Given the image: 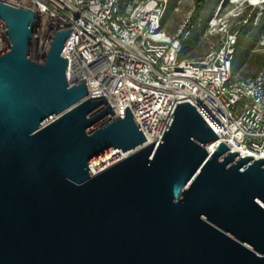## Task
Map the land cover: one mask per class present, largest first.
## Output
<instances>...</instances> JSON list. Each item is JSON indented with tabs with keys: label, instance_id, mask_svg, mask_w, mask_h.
I'll return each instance as SVG.
<instances>
[{
	"label": "water",
	"instance_id": "obj_1",
	"mask_svg": "<svg viewBox=\"0 0 264 264\" xmlns=\"http://www.w3.org/2000/svg\"><path fill=\"white\" fill-rule=\"evenodd\" d=\"M36 22L0 2V264H264V159L218 143L190 102L141 148L130 107L114 119L70 85L72 29L33 60Z\"/></svg>",
	"mask_w": 264,
	"mask_h": 264
},
{
	"label": "built area",
	"instance_id": "obj_2",
	"mask_svg": "<svg viewBox=\"0 0 264 264\" xmlns=\"http://www.w3.org/2000/svg\"><path fill=\"white\" fill-rule=\"evenodd\" d=\"M36 13L33 60L43 63L55 34L71 30L63 51L70 85L87 79L90 98L105 96L114 119L130 107L148 146L164 136L179 103L190 102L233 152L264 159V67L235 78L238 32L214 15L204 38L221 35L201 58L181 59L195 31L194 12L174 35L164 29L171 0H0ZM11 43L0 23V53ZM37 55V56H34Z\"/></svg>",
	"mask_w": 264,
	"mask_h": 264
},
{
	"label": "rangeland",
	"instance_id": "obj_3",
	"mask_svg": "<svg viewBox=\"0 0 264 264\" xmlns=\"http://www.w3.org/2000/svg\"><path fill=\"white\" fill-rule=\"evenodd\" d=\"M198 0H172L171 10L164 20V29L174 35L184 17L196 10ZM224 16L234 32H238V43L234 60L235 78L256 75L264 67V0H206L195 21L192 38L199 35L196 45L184 49V58H201L219 45L221 35L204 38L202 28L214 15ZM37 56V55H34Z\"/></svg>",
	"mask_w": 264,
	"mask_h": 264
},
{
	"label": "trees",
	"instance_id": "obj_4",
	"mask_svg": "<svg viewBox=\"0 0 264 264\" xmlns=\"http://www.w3.org/2000/svg\"><path fill=\"white\" fill-rule=\"evenodd\" d=\"M171 2H172V0H171ZM171 2H170V4H171ZM205 3H206V0H198V1H197L196 10H195V12H194V20H195V21H196V18L198 17V15H199L200 11H201L202 8L204 7ZM170 4H169V7H168V11H167L166 16H168V14H169V12H170V10H171V6H170ZM263 24H264V23H263ZM206 27H207V26L204 25V27L202 28V32H204V31L206 30ZM198 39H199V35H197L195 38H191L190 40H188L187 42L184 43L183 48H184V49H187V48H192V47H194V46L196 45ZM184 49H183V52H182V54H181V59H184V56H185V53H184L185 51H184ZM233 68H234V63H233Z\"/></svg>",
	"mask_w": 264,
	"mask_h": 264
},
{
	"label": "bare ground",
	"instance_id": "obj_5",
	"mask_svg": "<svg viewBox=\"0 0 264 264\" xmlns=\"http://www.w3.org/2000/svg\"><path fill=\"white\" fill-rule=\"evenodd\" d=\"M251 1L255 2L256 4L258 3V0H251ZM216 146H217V145H212V146H210V147H209V151H210V152H213V151L216 149ZM235 150L238 151V152H241L240 149H235ZM129 154H130V153H127V154L124 155V156L127 157Z\"/></svg>",
	"mask_w": 264,
	"mask_h": 264
}]
</instances>
